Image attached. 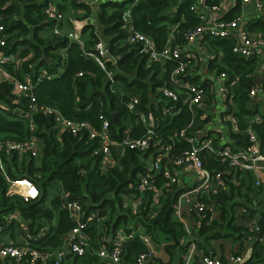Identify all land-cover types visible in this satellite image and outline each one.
I'll list each match as a JSON object with an SVG mask.
<instances>
[{"label": "trees", "instance_id": "trees-1", "mask_svg": "<svg viewBox=\"0 0 264 264\" xmlns=\"http://www.w3.org/2000/svg\"><path fill=\"white\" fill-rule=\"evenodd\" d=\"M100 1L98 13L95 15L97 33L94 31V24L83 27V49L89 50L98 40L104 42L116 61L106 66V70L112 73L113 81L109 80L105 70L84 56L81 46L70 40L66 33L55 35L52 32L49 36L40 34L46 27L53 30L54 22L48 20L44 13L48 3H54L61 13L80 7L85 12L81 19L89 17L92 11L90 6L79 0H58L56 3L54 0H0V24L4 25L6 35L3 49L7 50L8 45H25L19 59L21 64L18 67L14 64L8 66L9 73L19 82L30 75L36 83L41 69L49 74H55L62 69V73L55 78L39 82L31 91L36 101L33 123L41 142L39 156H23L19 160L14 155L8 164L11 177L30 180L36 186L38 196L28 200L16 195L7 196L6 183L0 176V226L5 227L4 217L7 213L16 211L29 221L32 245L41 251L59 249L63 245V237L73 226L63 204L78 200L85 214L96 211L98 219L84 231L90 246L88 253L84 256L68 253L66 261L71 260V264H103L95 253L99 242L106 236L110 242L109 235L123 226L144 232L156 244L159 243V236L166 240L163 247L169 254L168 259L163 261L157 258L154 264H183L180 256L185 252V245L180 243V239L186 235L182 225L175 219L172 207L183 189L169 191V187H164L158 202L152 193H147L136 208L132 207V203L126 205V201H135L138 198L135 185L139 174L145 173L149 159L161 154L159 148L171 147L163 160L164 165L190 149V145L179 138L178 134L191 122L192 114L187 105L183 104L187 98L185 95L175 103L164 98L159 91L164 85L173 88L168 82L173 64L149 63L137 45L125 43L126 31L122 26V12L130 8L134 30L151 36L161 49L167 43L184 44V33L199 23L197 12L192 9L196 0ZM220 1L207 0V3L212 5ZM240 1L237 0L235 10H238ZM175 26L178 32L172 33ZM251 28L264 34V20H258ZM208 44L210 50L223 55L220 61L211 64L213 69L217 73L225 72L230 78H238L232 88L235 106L231 108V112L239 122L240 132L236 136L244 140L242 133L251 118L264 108L261 98L252 99L248 94L255 83L256 75L250 74L257 68V59L234 55L230 40L213 38L209 39ZM79 72L82 73L81 76L77 75ZM261 87L264 89V77ZM12 89L7 82L0 83V92H4L0 95V102H4L2 104L11 109L9 119L10 112L0 107V134L23 140L28 136L27 122L13 119L12 110L17 107L27 109L29 99L24 94H13ZM133 97H137L139 101L129 111L127 104ZM211 97L208 90L204 102L211 101ZM41 107L53 108L65 119L87 121L96 130L99 128L98 116L103 113L109 120L110 136L114 141H120L126 130L130 138H139L146 134L147 126L138 119L137 112L152 113L157 119V126L153 130L148 148L131 150L124 147L121 154L113 149L116 165L103 168L101 157L93 154L97 144L95 140H89L85 132L78 136L66 131L60 133L55 116L45 115ZM168 108L170 112L164 113ZM194 130L196 131L195 128ZM253 130L260 138L264 151V124L253 125ZM200 157L204 167L210 171L221 169V163L215 161L212 155L201 153ZM244 179L248 184L251 182L253 188L251 176ZM156 181L160 185L165 179L159 177ZM228 184L231 186L229 193L217 195L219 206L216 216L211 220L209 217L202 218L193 232L197 249L205 254L212 250L214 240L226 239L237 243L235 253H244L242 244L248 229L236 224L233 207L237 202L234 203L232 197L236 186L232 181ZM130 185L133 187L130 188ZM244 197L247 198L248 194ZM232 199L234 204L231 205ZM252 217L253 211H250V218ZM258 225L259 230L264 231V216H261ZM13 226L14 223L8 224L6 229ZM41 228L45 232L39 237ZM253 231L254 235L258 233V229ZM253 247V255L243 264L261 260V245L254 242ZM143 249L138 237L129 240L123 259L125 264H135L137 254ZM65 259L62 264L66 263ZM2 264L15 263L5 261ZM193 264H199L198 256H195Z\"/></svg>", "mask_w": 264, "mask_h": 264}, {"label": "built area", "instance_id": "built-area-1", "mask_svg": "<svg viewBox=\"0 0 264 264\" xmlns=\"http://www.w3.org/2000/svg\"><path fill=\"white\" fill-rule=\"evenodd\" d=\"M82 2L83 0H79ZM100 0H93L99 2ZM137 1V0H135ZM244 3H251L254 7L264 12V0H242ZM194 9L197 12L199 23L184 33V44H166L164 48L159 49L154 39L144 33L134 30L132 26L131 9L127 8L122 12L123 28L126 31L125 43L137 45L140 53L146 55L149 63L160 62L173 64L168 75V82L173 86H162L159 91L164 98L170 99L177 103L181 100V96L187 98L183 104L187 105L192 114L191 122L183 127L178 134V137L190 145L188 151H184L180 156L174 157L171 162L168 161L165 165L163 160L171 147H161L160 155L154 157L145 166V173L139 174V180L135 185L136 191L139 193L135 199V206L142 203L143 198L147 193H152L156 202L160 199V194L163 188L169 187V191H179L183 189L177 196L173 204V214L175 219L182 225L186 237L180 239V243L185 245V252L180 256L183 264H193L195 256L199 258V264H222L219 257H216L212 250L207 251V254L197 249L193 239V232L197 229L200 221L204 217H209L211 220L218 212V194L229 193V181L237 178L239 173L248 172L251 174L252 185L259 189L264 187V151L260 138L253 130V125L264 124V108L253 115L245 131L242 133L244 140L243 144L223 145L218 144L214 137L204 136L198 138L196 132L193 131L194 113L197 106L204 103L207 98L208 90L210 91V82H198L189 76V68L191 64L192 54L187 53L185 48L191 44H204L207 39H225L232 42L231 51L234 55L243 58H256L257 66L264 60V34H252L246 24L241 21L239 16L227 18L224 16L226 11V0H221L218 4L209 5L207 0H196ZM46 17L54 22L53 30L55 34H60V28L64 22L63 14L57 9L54 3H48L44 9ZM210 13V14H208ZM87 24L84 20H73L71 22L72 29L67 32L66 36L79 44L83 50L85 57L93 60L102 70L106 71L107 77L113 81L112 73L106 70L109 63L114 64L115 58L110 54L108 47L102 40H98L89 49H83L82 29ZM5 29L4 25L0 24V68L14 64L18 67L21 64L20 60H15L6 53L3 49L5 44ZM177 26L173 27L172 33H177ZM207 44V43H206ZM205 44V45H206ZM259 64V65H258ZM164 71V69L162 70ZM257 71V70H256ZM257 73V72H256ZM81 76L82 73L77 74ZM221 84L218 91L222 100L229 101L232 106L235 103L232 99L233 85L238 81V78L228 76L225 72L215 74ZM251 75H255V72ZM56 75L49 74L45 70H40L36 83L33 82L32 76L27 75L24 81L15 79L13 86L20 94H24L29 99L27 109L17 107L12 110L13 119H23L27 122L28 136L23 140L12 139L11 137L0 134V176L6 183L7 196H20L24 200L35 199L38 196L36 186L26 178H12L8 172V164L11 163V158L17 155L18 159L26 155L33 158L39 156L41 151V142L35 133V125L33 123V115L36 110L35 96L31 92L32 89L41 81H50ZM249 96L253 99H262L264 102V89L261 87V82H255L248 91ZM138 98H131L127 104L129 111H132L138 103ZM9 111L8 118L11 119V109L3 108ZM45 115H54L60 118L61 125L64 131L69 132L74 136L80 135L82 132L87 134L89 140L97 142L93 154L100 156L103 168L115 166L116 163L111 162L112 150L117 146L129 148L131 150H145L148 148L150 139L153 135V130L157 126V119L152 113L137 112L138 119L147 126L146 134L139 138L128 137V130L120 141H114L110 136V123L108 118L103 114H99V128L94 129L87 121H72L65 119L61 114L50 107H41ZM169 113V108L164 110V113ZM178 112V110H177ZM176 113V112H175ZM230 132L238 134L239 122L231 112L230 114ZM163 151V152H162ZM201 153H206L213 156V159L221 163V169L210 171L204 167L200 157ZM171 163V164H170ZM182 169L188 176L191 177V182L185 184L177 177L175 170ZM235 176V178H234ZM163 178L165 181L162 184H157V178ZM22 187H17V184H22ZM133 186L130 185V188ZM218 195V196H217ZM245 204V203H240ZM69 217L73 223L72 228L63 237V245L59 249L50 251H41L36 246L32 245V238L24 228L25 241L20 244L0 245V263L5 261H13L15 264H62L66 255L72 253L76 256H84L88 253L90 246L87 242L84 231L88 229L97 218V212L91 211L85 214L82 204L78 200L66 201L64 204ZM238 204L234 205L233 212L236 219L241 218L242 226L248 230L245 236L246 241H254L255 235L252 233L256 230L255 219L250 218V211L247 207ZM18 212L7 213L4 217V225L0 226V232L4 231L8 224L21 223ZM45 229H40L38 236L44 235ZM254 232V231H253ZM142 242L144 249L137 254L135 264H154L156 263L157 244L154 243L149 235L137 229L117 228L112 234L103 237L99 242L95 253L103 264H125L123 261L126 251V243L135 238ZM179 259V258H178ZM244 255L235 253L231 255L230 260L226 264H242ZM252 264H264V256L259 261H254Z\"/></svg>", "mask_w": 264, "mask_h": 264}, {"label": "crops", "instance_id": "crops-1", "mask_svg": "<svg viewBox=\"0 0 264 264\" xmlns=\"http://www.w3.org/2000/svg\"><path fill=\"white\" fill-rule=\"evenodd\" d=\"M58 0H54L56 3ZM101 2V1H100ZM100 2H93V0H83L81 3L87 4L91 8V13L89 17L85 18L87 21L86 25L89 24H94L95 25V33H97V21H96V14L98 13L99 10V3ZM237 6V0H226V11H224V16L227 18H232L234 16H239L241 18V21L246 24L248 30L252 34H263L261 31H257L252 29V25L255 24L258 20H264V12L261 11L260 9L254 7L251 3H244L242 0L240 1L238 5V10H235ZM83 11L82 8H72L71 10L66 11L63 14L64 17V22L62 23V26L60 28V34H55L54 30H50L49 27H46L44 30H41L40 34L43 36H49V34L52 32L55 35H61L62 33L69 32L72 29L71 22L73 20H84L81 19V16H83ZM210 14V13H208ZM46 17V15H45ZM47 18V17H46ZM48 19V18H47ZM49 20V19H48ZM47 20V21H48ZM99 33V32H98ZM100 34V33H99ZM99 39H102L99 37ZM207 43V44H206ZM209 39L204 41V44H191L188 45L185 48V51L187 53L192 54L194 57H191V64L189 68V76L194 78L196 81L200 82H210V94H212V99L208 103H212L213 105L216 106V109L214 110L215 118H210L209 115L204 114V109L206 108V105L208 103H203L200 106H197L195 109L194 113V132H196V136L198 138H204V136H212L214 137V140L218 144H231V145H236V146H241L242 140L240 136H232V133L230 132V114H231V108H234L229 101H223L221 98V95L218 91V87L221 84V80L215 75L217 72L215 69H213V65L215 64L216 61H220L222 58V53H216L212 50H210L209 47ZM206 44V45H205ZM8 48L10 51H8ZM25 48V45L22 44H16L15 47H11V45L7 46L6 53H8L13 61L19 60L21 58V53L23 49ZM11 49H14V52H11ZM259 65V64H258ZM11 66V65H9ZM8 67V66H7ZM7 67L0 68V83L2 82H7L10 84V86L13 87L12 93L17 95L20 94L18 91L13 86V83L15 81V77L12 76ZM211 68V69H210ZM257 70V71H256ZM255 72V77L254 81L257 83L261 82L263 77H264V60L260 63L259 66H257ZM62 69L58 70L54 75H58ZM257 72V73H256ZM62 73V72H61ZM4 102H0V107H7L6 104H2ZM2 109V108H1ZM56 122L59 127V132L62 133L64 132V128L61 125L60 118L58 116L55 117ZM235 136L237 138H235ZM116 150L117 154H121L124 151V147L122 146H117L114 148ZM165 154V153H163ZM162 156H167L166 154ZM24 157L26 155H23ZM23 156H21V159H23ZM114 153H112L111 157V162L116 163V158L114 157ZM166 158V157H165ZM152 160L149 159V162ZM175 173L177 177L179 178L180 181L184 182L185 184H189L191 182V177L190 175L183 172L182 169H176ZM247 176H251L250 173L245 172V173H239L237 178L234 176V180L232 179V182L235 184V194L233 197L234 203L237 202V206L243 205L249 209V211H253V217L252 219H255L256 227L258 229V233L255 234V239L254 241H244L242 244L243 252L244 255V262L249 260L251 256L253 255V245L254 242H257L261 245L262 247V257L264 256V231L259 230V225L258 222L261 220V216H264V187L256 189L251 187V182L250 184L244 182L245 179H247ZM252 177V176H251ZM249 188H252L250 190ZM248 194V197L245 198L244 196ZM237 195H241L237 196ZM233 199L231 200L230 204H234ZM132 203V207L134 208L135 201L128 199L126 201V205ZM240 203H245V204H240ZM16 212V211H15ZM20 216V215H18ZM21 223H24V225H20L18 223H14V226L12 228H7L4 231L0 232V245H6V244H20L23 241H25V232L24 228L28 229L29 221L24 219L23 217L20 216ZM242 219H236V224L237 225H242ZM13 223V222H12ZM256 229V230H257ZM255 230V231H256ZM214 246L212 248V252L216 257H219L222 264H226L228 260H230L231 255L235 254V251L237 250V243L232 241L231 239H226L222 241H213ZM164 250V249H163ZM158 251V250H157ZM167 253V252H166ZM166 255H169L168 253ZM160 260L163 257H158ZM66 261V259H65ZM65 263V262H64ZM242 263V264H243ZM65 264H71V260L66 261Z\"/></svg>", "mask_w": 264, "mask_h": 264}, {"label": "rangeland", "instance_id": "rangeland-1", "mask_svg": "<svg viewBox=\"0 0 264 264\" xmlns=\"http://www.w3.org/2000/svg\"><path fill=\"white\" fill-rule=\"evenodd\" d=\"M216 109V106L215 105H213L211 102L210 103H208L207 105H206V108L204 109V114H207V115H209L210 116V118H215V114H214V110ZM40 160H38V162H39ZM22 185H24V183H22V184H17L16 186L17 187H22ZM163 243L165 244L166 243V240H164L163 239V237H160L159 236V243H157V249H158V251H156V254H157V258L158 257H163V258H161V260H163V261H166L167 259H168V256L169 255H166L167 253H166V251H165V249H164V245H163ZM164 249V250H163ZM159 259V258H158Z\"/></svg>", "mask_w": 264, "mask_h": 264}, {"label": "water", "instance_id": "water-1", "mask_svg": "<svg viewBox=\"0 0 264 264\" xmlns=\"http://www.w3.org/2000/svg\"><path fill=\"white\" fill-rule=\"evenodd\" d=\"M4 94V92L2 91V92H0V95H3Z\"/></svg>", "mask_w": 264, "mask_h": 264}]
</instances>
